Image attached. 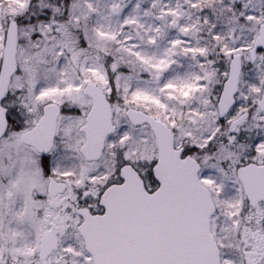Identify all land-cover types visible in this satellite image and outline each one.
Wrapping results in <instances>:
<instances>
[{"label":"snow or ice","instance_id":"1","mask_svg":"<svg viewBox=\"0 0 264 264\" xmlns=\"http://www.w3.org/2000/svg\"><path fill=\"white\" fill-rule=\"evenodd\" d=\"M0 264H264V0H0Z\"/></svg>","mask_w":264,"mask_h":264}]
</instances>
